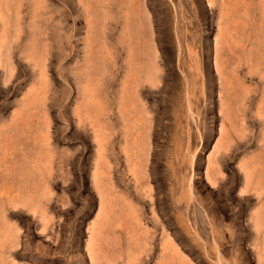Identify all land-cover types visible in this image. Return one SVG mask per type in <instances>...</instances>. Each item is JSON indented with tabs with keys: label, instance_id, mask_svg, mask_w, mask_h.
I'll return each mask as SVG.
<instances>
[{
	"label": "rangeland",
	"instance_id": "1",
	"mask_svg": "<svg viewBox=\"0 0 264 264\" xmlns=\"http://www.w3.org/2000/svg\"><path fill=\"white\" fill-rule=\"evenodd\" d=\"M264 264V0H0V264Z\"/></svg>",
	"mask_w": 264,
	"mask_h": 264
},
{
	"label": "crops",
	"instance_id": "2",
	"mask_svg": "<svg viewBox=\"0 0 264 264\" xmlns=\"http://www.w3.org/2000/svg\"><path fill=\"white\" fill-rule=\"evenodd\" d=\"M90 263L91 264H100V263H97V259L95 257H93V255L90 257Z\"/></svg>",
	"mask_w": 264,
	"mask_h": 264
}]
</instances>
